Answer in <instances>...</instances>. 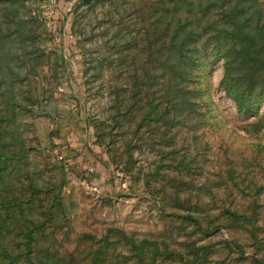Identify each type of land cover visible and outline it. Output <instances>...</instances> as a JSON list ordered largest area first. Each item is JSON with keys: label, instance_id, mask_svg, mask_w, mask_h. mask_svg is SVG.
Segmentation results:
<instances>
[{"label": "rangeland", "instance_id": "obj_1", "mask_svg": "<svg viewBox=\"0 0 264 264\" xmlns=\"http://www.w3.org/2000/svg\"><path fill=\"white\" fill-rule=\"evenodd\" d=\"M0 264H264V0H0Z\"/></svg>", "mask_w": 264, "mask_h": 264}, {"label": "trees", "instance_id": "obj_2", "mask_svg": "<svg viewBox=\"0 0 264 264\" xmlns=\"http://www.w3.org/2000/svg\"><path fill=\"white\" fill-rule=\"evenodd\" d=\"M234 12V11H233ZM233 17L235 18V29L233 30L232 32V36L234 37L235 35H238V37H249L250 36V33L247 32L245 29H244V25L245 23L243 21H238V14H233ZM230 93V91H228ZM236 98H238V96H235ZM158 248H156L157 250Z\"/></svg>", "mask_w": 264, "mask_h": 264}]
</instances>
